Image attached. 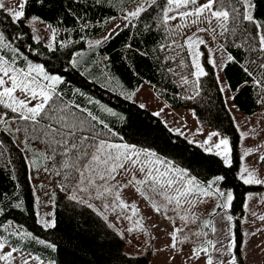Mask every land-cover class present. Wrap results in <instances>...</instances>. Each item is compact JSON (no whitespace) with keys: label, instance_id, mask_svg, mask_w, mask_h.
Segmentation results:
<instances>
[{"label":"trees","instance_id":"obj_1","mask_svg":"<svg viewBox=\"0 0 264 264\" xmlns=\"http://www.w3.org/2000/svg\"><path fill=\"white\" fill-rule=\"evenodd\" d=\"M138 1L26 0V16L36 15L57 28L55 47L52 52L46 48L44 42L31 40V32L24 18L12 22L10 15L0 10V30L5 32L6 37L14 46L21 47L25 53L44 63L49 71L63 75L66 81L63 84V90L69 97H72L70 87L79 88L88 97L99 100L122 115L125 118L123 121L119 116L101 113L106 122L118 131L124 140L139 146L151 147L181 166H191L194 169L193 174L198 175L200 180L213 175H223L225 179L219 182L220 185L233 190V200L229 208L234 219L236 244L233 250L237 256V263L245 264L240 254V221L244 215V193L259 186L244 184L235 175L240 159L239 132L220 91L221 87L216 80L214 66L207 63L206 52L202 53V63L208 75L200 80L199 96L187 100L185 97L192 94L191 85L179 83L181 74L190 75L191 65L186 49L181 51L173 45L177 59L166 60L164 57L169 55V50L165 37L168 34L155 21L156 14L159 13L166 0H154V3L149 5L148 10L140 17L126 20L106 42L99 46H87L86 44L88 38L99 34L112 21L109 18L124 14L122 9H128ZM251 1L253 7L250 11L254 19L264 23V0ZM203 2L204 0H198V3ZM179 20L180 18L177 17L170 23L174 24ZM85 23L86 28L82 27ZM145 23L149 25L148 29L144 28ZM197 26L206 27L205 24H200L182 30L180 35L173 37L177 45L182 43L185 36L194 32ZM248 28L254 32L251 23L248 24ZM17 34H20V37L14 39ZM65 40L68 43L63 49L59 48V43ZM218 40L225 43L227 52L235 57V61H228L222 67V73L227 80L234 105L246 115L263 110L264 104L256 102L261 95L258 86L253 84V77H249L243 71L245 61L255 59V56L248 53L245 48L235 46L231 38L225 41L218 37ZM159 43H165L166 49L161 50L158 47ZM31 48H35L36 51H31ZM72 52L82 53L79 56L77 67H72L68 63ZM1 54L4 53L1 52ZM181 58L185 60L184 67L179 65ZM250 70H255V75H259L256 65H251ZM105 73L113 78L107 86H105ZM141 82H146L152 87L167 105L176 108H190L195 111L194 116L198 123L214 130L218 129L228 135L232 146V164L223 165L219 157L212 153H204L184 136L172 132L157 115L146 108H140V105L119 94L120 91L133 92ZM73 98L79 103H86L85 97L79 94ZM129 116L141 126L138 131L135 125L126 127V124H130ZM15 125L19 129L18 132L25 137L21 124L15 120ZM29 143L45 150L42 142L32 140ZM194 160L198 163H194ZM261 163L264 167V162ZM118 175L120 174L116 176ZM136 175L137 177L141 175L138 170ZM123 176L130 177L128 174H123ZM42 179L57 187L53 216L55 224L48 228H44L38 222L33 208L25 155L0 124V222L5 220L20 222L35 235L57 245L53 250L31 240L26 243L25 247H21L23 250H29L31 254L39 255L43 260H54L56 264H147L148 252L146 250L150 246L148 243L151 238L147 231H144L146 229L144 224L142 229L129 232L128 222L123 218H115L120 209L115 212L104 210L102 200H92L97 208L106 211L109 220L104 221L86 205L71 201L68 198V192L58 187L60 181L56 175L43 172ZM82 195L88 198L86 193ZM17 203L21 207H16ZM161 212L164 210L162 209ZM167 213L172 214L175 221H181L172 205H169ZM108 223H113L124 235L116 234L114 229L107 227ZM126 242H128L126 246L128 251L124 250ZM135 250H139L136 251L139 253L129 252Z\"/></svg>","mask_w":264,"mask_h":264},{"label":"snow or ice","instance_id":"obj_2","mask_svg":"<svg viewBox=\"0 0 264 264\" xmlns=\"http://www.w3.org/2000/svg\"><path fill=\"white\" fill-rule=\"evenodd\" d=\"M152 3L154 0H144L131 10L122 9L123 19L133 20L140 17ZM25 7L26 0H19L18 9L5 7L0 0V10L8 13L12 22L24 18L27 23L34 24L40 20V17L36 15L26 16ZM252 7L250 0H204L203 3H198V0H166L159 13L156 14L155 21L168 34L165 40L169 55L164 58L166 60L177 59V53L172 47L176 45L181 51L186 49V54L190 59V75L181 74L179 77L180 84L191 85L192 94L186 96L185 99L192 100L199 96L201 91L200 80L208 75L200 59L202 55L200 45H203L205 41L196 34L205 32L213 41L217 42V49L221 53L219 63L211 54V49H209L207 56V63L217 69L222 68L228 61H235V57L227 52L226 44L219 42L218 37L225 41L231 38L235 46L245 48L248 53L255 56V59L245 61L243 71L249 77H253V84L258 86L261 95L256 102L264 104V23L254 19L250 11ZM177 17L180 18L177 23H170L175 21ZM249 23L253 25L254 32L248 28ZM200 24H205L206 27L197 26L195 32L185 36L182 43L177 45L173 37L180 35L181 31L188 27ZM47 27L50 28L51 35L47 40L46 48L52 52L55 47L57 28L51 25ZM82 27L86 28L87 24H83ZM117 27L119 26L114 25L113 29H109V34ZM144 28L148 29L149 25L145 23ZM31 31V40L41 41V36L37 34L36 27H32ZM109 34L89 40L88 43L99 46L104 40L110 38ZM19 37L20 34H17L14 39ZM67 43V40L61 41L59 48L63 49ZM158 47L165 50L166 44L159 43ZM30 50L36 51L35 48ZM0 52L4 53L0 54V105L16 114L9 116V119L16 120L23 127L26 141L25 149L29 148V142L32 140L42 142L45 145V150L33 149V155L29 157V162L37 169L38 173L42 167L44 172L56 175L60 181L58 187L62 191L68 192V198L71 201L86 205L104 221L109 220L106 211L97 208L92 200H102L104 210L115 212L120 209L115 218L126 220L129 225V232L142 229L143 221L135 201L128 203L121 198L120 190L126 185L115 182L117 174L130 175L127 184L133 186L146 200H150L151 208L155 212H161L163 209L167 213L169 205H172L175 214L179 216L182 222L189 220L193 223L197 222L198 214L195 211H190V209L202 201L204 197L214 198L216 205L211 209L209 218L200 220L201 226L192 233V235L198 238L203 237V239L194 242L190 254L197 257L201 253L205 254V264H237V256L232 254L236 242L230 230L228 235L219 241L208 238L209 232L216 234L218 231L211 218L217 213V209L223 213L222 220L229 223L233 220V216L227 214V209L230 208V202L233 200V190L231 188L222 189L218 186V182L225 179L223 175H213L205 180H200L198 175L193 174L194 169L191 166H181L151 147L139 146L124 140L120 137V133L106 122L101 113L119 116L120 120L123 121L125 118L122 115L99 100L88 97L79 88L70 87L72 97H69L63 90V84L66 83L65 77L59 72L49 71L44 63L31 60L20 50V47L13 45L4 31H0ZM80 55L82 53L72 52L71 59L68 61L69 65L72 67L79 66ZM224 56H226V60ZM253 64L259 70L258 76L255 75V70H250ZM179 65L185 66L183 58L179 60ZM169 71L172 70L169 69ZM105 76V86H107L113 78L106 73ZM216 80L218 83L220 82L218 75ZM226 87L227 85L222 87L220 91L223 92ZM113 90L115 91V88ZM77 94L85 97V104L79 103L73 98ZM119 94L128 100H132L134 92L120 91ZM144 107V104H140V108ZM192 114L195 115L194 110H192ZM5 115L7 113L0 115V124L4 123ZM155 115L159 116L160 111H157ZM128 120L130 124H126V127L135 125L137 131L140 129L141 126L136 124L131 116L128 117ZM237 128L239 129V125ZM13 131H19V129H13ZM171 131L180 136L185 135V132L181 131L179 127H173ZM195 131L202 133L204 130L202 127H197ZM247 134L240 131L241 139ZM190 142L197 145L204 153H212L219 157L223 165L232 164L230 138L220 130L209 131L202 139L193 137ZM253 151L254 149L251 147L246 148L240 156V160L244 161V157ZM193 162L198 163L195 160ZM258 162H264V155L259 157ZM137 170L141 174L140 177L136 175ZM235 175L244 184H264V179L257 177L256 170L250 169L243 162L240 163ZM84 193L87 194L88 198L83 197L82 194ZM55 197L56 192L53 191L52 200L49 203H54ZM185 205L186 207H182ZM16 207H21V205L17 203ZM244 207L245 209L248 207L247 199ZM169 219L171 218L169 217ZM260 219L264 220V216H261ZM38 222L42 223L44 228L55 224V220L51 218ZM11 223V221L7 222L8 228L5 227V224L0 223V229L8 231L11 228ZM107 227L114 229L116 234L120 236L124 235L113 223H108ZM181 231V228L173 227L172 231L168 233L171 241L166 247L176 248L178 243L189 239V234H184L178 240V233ZM11 237H17L21 241L34 238L37 243L46 245L50 249L55 250L57 247L55 243L33 237L32 232L18 226L11 228V231L8 232V238L0 236V249L5 248L8 239ZM217 243L220 244L219 248L215 247ZM213 251L219 253L221 257L227 253L230 258L227 261L214 259ZM13 253L19 254V264H29V261L32 260L35 261V264H56L54 260L45 262L39 255L33 256L17 247L3 251L0 254V261H3L4 264H10V262L15 264Z\"/></svg>","mask_w":264,"mask_h":264},{"label":"rangeland","instance_id":"obj_3","mask_svg":"<svg viewBox=\"0 0 264 264\" xmlns=\"http://www.w3.org/2000/svg\"><path fill=\"white\" fill-rule=\"evenodd\" d=\"M2 2L4 3L5 7H13L14 9H18L19 0H14V1L2 0ZM142 2H144V0H139L135 5L129 7L128 9L131 10L135 8L136 6H138L139 4H141ZM250 3L252 4L251 0H250ZM123 15L124 14H121L115 17L114 19H112V21L109 22V24L99 34H96L88 38L86 40L87 46H90V44L88 43L89 40L98 39L99 37L104 36L105 34H109V29H113L114 25H118L119 27H117L109 35L111 36L112 34H114L126 21L123 19ZM31 16L32 15H28V17H31ZM25 23L29 26L31 35H32V31H31L32 27H36L37 34L41 36V41L44 42V44H47V40L51 35L50 28L47 27L50 24L47 21L40 18V20L37 22H34V24H29L26 21ZM199 27L203 28L204 26H199ZM196 34L201 36L203 40L205 41L203 45H200L201 53L205 51L208 56L209 49H211V54L213 55L214 59L219 63L221 60V53L217 49V42L213 41L211 37L205 32H198ZM106 41L107 40H104L102 43ZM20 50L25 53L24 49H22L21 47H20ZM25 55H27L34 62L41 63V61L28 55L27 53H25ZM200 59L202 63V55ZM224 59L226 60V56H224ZM214 69H215L216 76L217 75L219 76L220 87L222 88L225 85H227V87L222 92V94H223V97L226 96L227 104L226 102L225 104L228 107V109L230 108L229 111L232 115L236 128H237V125H239V129L237 128L239 132V136H240V131H244L248 133L247 135L244 136L243 139L239 137L240 138L239 139L240 140L239 152L242 155L246 148L251 147L254 149L252 153H249L247 156H245L246 161L248 162L247 165L249 166V168L254 169L253 167L250 166V162L253 161L250 159L251 157H254L253 154L255 152L258 154L264 149V110L254 112L250 115H246L240 112L232 101L231 92H230L227 80L225 79L222 73V68L217 69L216 67H214ZM224 100H225V97H224ZM152 109H156V108L153 107ZM184 110L189 112L187 115L188 121H190V127H189V132H188V135L190 138L188 139L189 141H191L193 137L196 139H202L209 131L214 130L209 126H204L198 123V121L196 120V117L192 114V109H184ZM5 113H7V115L4 116V123L1 125H3L4 129L11 135L13 140L17 143V145L21 148V150L23 151L25 155L27 167H28V179H29L30 186H31V194L33 196V208H34L35 214L38 217V221L44 220V219H50V218L54 219L53 216H54L56 197H55L54 203H49V201L52 200L53 191H55L57 195V187L55 185L46 183L42 179V175L44 172L42 167L38 173L37 169L34 168L33 165L29 162V157L33 155V149H36V150H44V149L38 146H35L31 143H29V148L25 149V143H26L25 137L22 134H20L18 131H13V129H17L15 125V120L14 119L10 120L9 117L7 118V116L9 115L15 116L16 114L12 113L11 110L5 109L2 105H0V115H3ZM197 127H202L204 131L202 133H197L195 131ZM238 167L239 166H237V169ZM129 179L130 177L118 175L115 177V182L126 185L124 188L121 189V198L125 199V201L128 203L135 201L137 207L139 208V214L143 219L142 220L143 224L147 230L148 235H150V238H151L150 243L151 241L152 243L150 247L149 256L151 258L149 259V262H147V264H205V260H206L205 254L201 253L199 257L193 256L190 254V250L184 251V248L191 249L194 246V242L202 241L203 237L198 238L195 235H192V233H194L195 230L201 226L200 220H202L203 218H209L211 209L215 207L216 205V200L211 197H204L202 201L198 202L195 206H193L192 209H190L191 211H195L198 214L199 219L197 220V222L193 223L191 220H189L188 222L175 221L173 218V215L170 213L155 212L151 208V202L146 200L144 197H142L135 190L133 186L127 184ZM218 186L221 187L222 189L228 188V187H222L219 182H218ZM253 194H256V193H253ZM37 197H39V200H37ZM251 199H252L251 201L248 199L250 203L249 207L251 209H255V212H253L252 210H249V207H247L246 209L247 216H249L250 218L253 217L254 219L259 220L260 222L256 225L257 230L253 231L252 224L240 221V230H241L240 254L245 264H262L264 260V224H263V220H261L260 217L264 216V208L263 209L256 208L257 199L254 197H251ZM248 200H247V203H248ZM263 202H264V199H263ZM253 213H255V215H253ZM227 214L231 215V213L229 212V209H227ZM222 215L223 213H221L220 209H217V213L211 217L218 231L216 234H212L211 232H209V237H208L209 239H216L219 241L224 236L228 235L229 230L234 236V219L229 223L226 220L221 219ZM169 217L171 219H169ZM8 221L12 222L11 228H17L18 226H22L23 229L30 231L22 223L17 222V221L5 220L0 223L5 224V227L8 228V224H7ZM40 224L43 226L42 223ZM173 227L182 229V231L178 233V237H177L178 240L180 236L184 234H189V239L186 241H183L182 243H178L177 247L174 248L175 250H173V253L169 251L166 255H163V253L161 252L162 250L171 248V247H166V245H168L171 241V237L168 235V233L172 231ZM11 228H9L8 231H5V229H0V236H5V238H8V232L11 231ZM255 236L261 239L260 245L262 249L260 250V253L257 252V250L255 249V245L253 244V238ZM33 237H39V236L33 233ZM229 238H232V237H229ZM31 240H35V239L29 238V239H25L21 241L17 237H11L8 239V244L5 246V248L0 249V254H2L3 251L9 250L11 247H17L21 251L31 254L29 250H23L21 248V247H25L26 243L30 242ZM150 243H148V245ZM127 244L128 242H126L124 246L125 251H128L126 248ZM179 247H183V248H179ZM215 247L219 248L220 244L217 243ZM136 251H139V250L129 251V252L135 253ZM136 253H139V252H136ZM212 254L214 256V259H223L224 261H227L230 258L227 253H225L223 257H221L219 253L214 252V251L212 252ZM232 254L235 255L234 250ZM13 255L15 257V264H19V261H20L19 254L13 253ZM43 261L47 262L48 260H43ZM0 264H4V262L0 261ZM29 264H35V261L34 260L29 261Z\"/></svg>","mask_w":264,"mask_h":264},{"label":"crops","instance_id":"obj_4","mask_svg":"<svg viewBox=\"0 0 264 264\" xmlns=\"http://www.w3.org/2000/svg\"><path fill=\"white\" fill-rule=\"evenodd\" d=\"M11 1H14V0H11ZM224 97H225V102L227 104L226 96H224ZM133 100L135 102H137L138 104H144L146 108L150 109L154 113H156L157 111H160L159 117L161 118L162 121L165 122V124L170 129L173 127H179L181 129V131L185 132L184 136L187 137L188 139H190L189 135H188L189 127H190V121H188V118H187V115L189 112H187L184 109L174 108V107L168 106L144 82H141L139 84V86L137 87V89H135L134 95H133ZM153 107H155L156 109H152ZM185 129H187V131H185ZM239 145H240V143H239ZM263 153H264V149L258 154L255 152L253 154L254 157H251V159H250V160H253L252 162H250V166L256 170L257 177L262 178V179H264V169L262 167L261 162H258V161H259V157L261 155H263ZM239 155L241 156L240 152H239ZM242 162L248 164V162L246 161V157L244 158V161H241V160L239 161V165ZM238 169H239V167H238ZM238 169L236 170V172L238 171ZM257 185L260 186V189L249 190L245 193L243 205H244L246 199L247 200L249 199L251 201L252 200L251 197H254L257 199L256 208L263 209L264 208V202H263L264 184H257ZM253 193H256V194H253ZM249 200H248V207L250 206ZM243 209H244V215L242 216L241 221L252 224L253 225V229H252L253 231L257 230L256 225L260 221L257 219H254L253 217L250 218L249 216H247L246 209L244 206H243ZM249 210H252L253 212H255V209H251L250 207H249ZM263 224H264V220H263ZM260 243H261V239L259 237L255 236L253 238V244L255 245V249L257 250L258 253H260V250L262 249ZM179 248H183V247H179ZM173 250H175V249L170 248V249L162 250L161 252L163 253V255H166L169 251H171L173 253ZM185 250H191V249L190 248H188V249L184 248V251ZM150 258L151 257L149 256V259ZM148 262H149V260H148ZM262 264H264V260H263Z\"/></svg>","mask_w":264,"mask_h":264}]
</instances>
